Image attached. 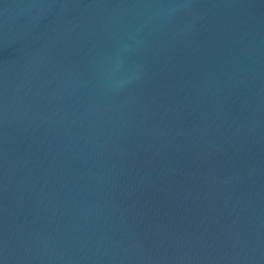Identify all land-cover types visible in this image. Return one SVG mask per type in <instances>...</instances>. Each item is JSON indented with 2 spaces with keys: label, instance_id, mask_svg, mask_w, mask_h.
<instances>
[{
  "label": "water",
  "instance_id": "obj_1",
  "mask_svg": "<svg viewBox=\"0 0 264 264\" xmlns=\"http://www.w3.org/2000/svg\"><path fill=\"white\" fill-rule=\"evenodd\" d=\"M0 264H264V0H0Z\"/></svg>",
  "mask_w": 264,
  "mask_h": 264
},
{
  "label": "clouds",
  "instance_id": "obj_2",
  "mask_svg": "<svg viewBox=\"0 0 264 264\" xmlns=\"http://www.w3.org/2000/svg\"><path fill=\"white\" fill-rule=\"evenodd\" d=\"M135 74L127 71L122 51L113 53L111 65L107 73V81L110 87L121 88L125 86Z\"/></svg>",
  "mask_w": 264,
  "mask_h": 264
}]
</instances>
